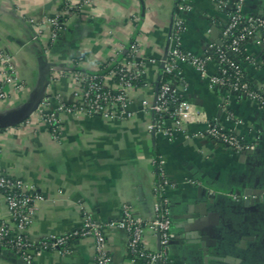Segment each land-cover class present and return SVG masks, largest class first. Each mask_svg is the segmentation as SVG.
Returning <instances> with one entry per match:
<instances>
[{
    "label": "crops",
    "instance_id": "0c3cea01",
    "mask_svg": "<svg viewBox=\"0 0 264 264\" xmlns=\"http://www.w3.org/2000/svg\"><path fill=\"white\" fill-rule=\"evenodd\" d=\"M232 6L236 0H225ZM192 10L182 16L186 32L182 48L204 56L226 47L227 11L216 0H189ZM67 5L78 7L67 17L59 38L51 43L48 22L63 16ZM176 0H0V114L24 104L46 66L50 82L45 106L59 118L54 136L37 115L0 133V171L23 180L43 196L26 236L39 242L78 229L85 216L101 224L121 220L125 207L150 220L159 198V177L153 159L163 158L174 185L170 202L175 238L171 264H264V110L253 101L211 88L190 65L179 64L177 89L206 120L218 121L244 142L238 154L205 138V124L188 127L176 139L149 134L152 114L143 109L154 98L171 47L173 22L180 14ZM246 17H264V0H246ZM137 43L147 63L143 85L131 92L132 118L106 121L80 112H60L69 106L88 72L110 60L122 61ZM241 61L254 89L264 92V46L249 40ZM210 74L218 63L208 65ZM228 112L232 118L228 116ZM12 214L0 193V223ZM113 264H131L128 235L107 229ZM151 250L158 237L145 233ZM71 253L38 256L33 264H96L93 240L73 241ZM0 264H27L0 241Z\"/></svg>",
    "mask_w": 264,
    "mask_h": 264
},
{
    "label": "built area",
    "instance_id": "2783aa9c",
    "mask_svg": "<svg viewBox=\"0 0 264 264\" xmlns=\"http://www.w3.org/2000/svg\"><path fill=\"white\" fill-rule=\"evenodd\" d=\"M176 1L179 3L180 14L174 19L170 36L171 47L163 62V72L173 75L176 80L163 82L154 98L144 101L143 109L152 114L146 131L174 140L179 134H188V127L205 124L206 129L202 136L240 154L247 150L242 139L218 121L206 120L194 104L179 93L177 84L180 80L176 73L179 64L190 65L203 79L209 81L211 88H220L245 97L264 110V92L253 88L241 66V61L250 60L245 54V44L249 40L258 41L264 46V17H246L243 13L246 0H236L232 6L225 0H216L219 8L228 14V23L224 30L226 47H213L212 51L204 56L194 55L184 51L181 42L182 35L186 32V22L182 15L190 12L192 6L189 0ZM77 7L78 5H67V12L63 16L48 20L51 27V43L59 38L67 17ZM212 61L218 63V72L214 75L208 70ZM0 63H8V57L1 50ZM147 63L156 61L142 57L138 44L134 43L122 61L110 60L101 70L84 74L79 79L80 85L75 92L76 100L69 106L61 105L59 111L80 112L106 121L132 118L135 113L129 110L132 102L131 92L140 87L137 81L143 80ZM105 67L108 68L106 73L103 72ZM5 96L4 89L0 88V99ZM47 105L45 98L35 114L56 136L59 118L55 112H48L45 107ZM228 116L232 118L229 112ZM152 163L159 177V182L154 188L159 203L152 219H142L125 207L121 220L101 224L85 216L78 229L59 236L51 235L39 242L30 241L26 233L33 225L37 205L43 201V196L23 180L0 171V193L12 214L11 224L0 223V241L27 264H33L38 256L45 253L70 254L73 240L92 239L96 264H113L106 232L107 229L118 228L128 235L127 250L131 264L138 261H144L145 264H171L169 249L175 233L170 202L165 193L174 185L169 178L165 160L156 157ZM147 230L158 237V250H151L145 243Z\"/></svg>",
    "mask_w": 264,
    "mask_h": 264
},
{
    "label": "water",
    "instance_id": "95a60500",
    "mask_svg": "<svg viewBox=\"0 0 264 264\" xmlns=\"http://www.w3.org/2000/svg\"><path fill=\"white\" fill-rule=\"evenodd\" d=\"M162 69H164V64ZM50 75V65L48 64L27 101L12 111L0 114V130L18 126L31 118L47 97Z\"/></svg>",
    "mask_w": 264,
    "mask_h": 264
},
{
    "label": "trees",
    "instance_id": "16d2710c",
    "mask_svg": "<svg viewBox=\"0 0 264 264\" xmlns=\"http://www.w3.org/2000/svg\"><path fill=\"white\" fill-rule=\"evenodd\" d=\"M107 71H108V68L105 67L103 72L106 73ZM172 80H176V78L173 75H168V74H166V73L163 72L161 74L159 86L163 82L172 81ZM137 84L139 86H142L144 83H143L142 80H139V81H137ZM159 86H158V88H159ZM73 241H76V240H73ZM136 264H145V262L144 261H138V262H136Z\"/></svg>",
    "mask_w": 264,
    "mask_h": 264
}]
</instances>
